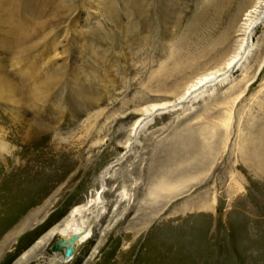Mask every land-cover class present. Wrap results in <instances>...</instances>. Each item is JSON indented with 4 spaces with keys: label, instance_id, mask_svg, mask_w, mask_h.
<instances>
[{
    "label": "rangeland",
    "instance_id": "rangeland-1",
    "mask_svg": "<svg viewBox=\"0 0 264 264\" xmlns=\"http://www.w3.org/2000/svg\"><path fill=\"white\" fill-rule=\"evenodd\" d=\"M7 1L12 23L23 18L32 34L41 36L52 25L48 39L51 43L58 36L56 65L78 59L83 70L96 72L98 91L104 86L109 93L93 106H79L72 93L59 100L51 90L33 108L27 98L31 84L12 71L13 53L0 50V77L8 76L22 96L16 106L0 100L5 148L0 156V264H51L57 236L34 244L96 192L100 199L83 216L92 236L62 264H264V169L239 148L246 140L255 143L258 135L264 138V27L256 29L252 52L234 69L229 84L194 104L197 114L183 115L185 108L179 106L152 112L132 136V123L143 116L137 107L173 99L172 92L156 90L150 75L207 0H176L178 18L169 26L162 19L164 0H140V7L131 0H100L103 14L97 16L84 14L80 0L69 6L66 0H38L35 16L21 15V0ZM5 25L8 30L11 24ZM241 36L233 33L230 52ZM46 42L28 53L24 64L32 63L37 71L43 61L52 66ZM193 74L186 68L166 82L179 85ZM248 77L239 98L221 104ZM226 111L232 117L226 140L206 164L180 156L184 146L175 140L190 129L223 130L216 124ZM181 170L188 181L174 192L150 193L161 175Z\"/></svg>",
    "mask_w": 264,
    "mask_h": 264
},
{
    "label": "bare ground",
    "instance_id": "bare-ground-1",
    "mask_svg": "<svg viewBox=\"0 0 264 264\" xmlns=\"http://www.w3.org/2000/svg\"><path fill=\"white\" fill-rule=\"evenodd\" d=\"M66 1L69 2L67 3L68 6L75 2V0ZM80 2L84 9V14L90 13L93 16L103 14L102 1L80 0ZM130 2L135 7H140L141 5L140 0H131ZM174 2L176 0H164L161 6L163 12L162 19L164 24L168 26L173 22L172 19L178 18L179 5L177 3L173 4ZM7 4V0H0V50L13 53L12 71L15 75L22 79L25 78L31 84V94L27 96L28 100L30 99L28 102L31 104V107L33 106L34 108L37 100L47 99L50 96L51 90L52 95H56L59 100L66 91L72 93L80 100L79 106L85 103L93 106L101 99L103 94L109 93L104 86H101L102 91H98L100 87L99 82L101 81L96 76V72L93 69L83 70L78 64L77 58V60L71 62L70 65L67 64L65 67H60L54 63L57 56L55 47L59 41L58 36L51 43L48 39L52 33V25L48 26L49 30L47 33L41 36H38L40 34L37 31H32V34L27 30L28 26L26 27L23 18L12 23L14 21V12L9 11ZM37 4L38 0H21V15L29 14L30 16H35L36 12L39 11ZM91 6L93 9L89 11ZM238 20L242 21L236 29ZM9 22L11 25L8 30H5L4 27L7 26L5 24ZM259 25L264 27V0H207L203 3L201 9L181 32L180 38L172 43V48L165 55L166 58L159 64L157 71L150 75V78H154V82L157 83L155 86L156 90H162L167 93L172 92L174 94L173 99L145 101V103H148H143L142 109L137 107L138 111H143V116L137 118L132 123L131 135L136 136L150 120L152 112H157L158 110L167 109L171 106H179V108H185L183 115L193 112L197 114V111H194V104L199 102L204 97V94L208 98L212 97L218 85L229 84L228 80L234 69L245 63L248 55L252 52L254 44L253 35ZM234 32H238V35L242 36L236 48L230 52L228 46ZM4 39H9L10 42ZM46 40L45 48L49 49H46L48 50L46 55L49 59L52 58V66L47 67V62L43 61L40 63V67L43 68L37 71L35 67V69L32 68V63L29 65L24 64V58H26L28 53L36 51L39 45ZM186 68H191V72H194V74L186 77L185 80L184 77L181 78L183 79L181 84L177 85L178 83L176 82H166L172 75L181 74V71ZM41 71H43L42 77L39 74ZM250 77L245 80L243 85H239L237 89H234L232 93L221 98V104L234 103L250 84ZM0 100H5L13 105L22 103V96H19V88L6 75L0 77ZM185 104L187 105L184 107ZM23 105H26V101ZM204 117H207V115H204ZM231 119L229 111L220 119L219 124H216L218 128L219 126L224 127L223 130L225 131L217 128L212 129L210 126L201 127L198 131H193L189 128V134L185 138L180 136L175 140V142L183 143L184 146V148H181L183 154L180 156H183L184 159L188 158L198 161V165L206 164L205 161L209 159L211 151H216V147L220 141L226 140L224 138L227 137L226 132L228 127H230ZM241 126L243 128V124ZM241 132L239 135H242ZM244 138H241V140L244 141ZM254 139L256 140L254 141L255 143L246 140V144H240L239 148L241 149L240 151H244L245 154L251 157L255 166L264 169V138L258 135V139L255 137ZM249 143L251 146H249ZM129 146V144L126 145V147ZM4 152V142L0 137V156ZM197 164L194 166L195 170ZM173 173L174 171H167L166 174L161 175L160 180L155 183L150 193L154 195H158L163 191L172 193L181 184L188 181L184 170L176 172V175ZM97 199H100L98 192H96L95 197L87 199L84 204L72 207L65 219L59 225L47 231L34 244V248L45 244L50 237L57 236L55 243H57V240H61L60 248L54 251L51 249L53 251V257L50 259L52 261L51 264H62L63 262L71 261L77 248L87 242L92 236L90 223H85L83 216L87 209L97 202ZM100 213L102 211H98V214ZM68 246L73 249L72 254L69 257H65V250ZM59 252H63L61 257L57 256ZM26 255L27 253H24L22 258H25Z\"/></svg>",
    "mask_w": 264,
    "mask_h": 264
},
{
    "label": "water",
    "instance_id": "water-1",
    "mask_svg": "<svg viewBox=\"0 0 264 264\" xmlns=\"http://www.w3.org/2000/svg\"><path fill=\"white\" fill-rule=\"evenodd\" d=\"M60 242L61 240H57V243H54L52 244V247L51 249L54 251V250H58L60 248ZM72 248L71 247H66V250H65V257H69L71 254H72Z\"/></svg>",
    "mask_w": 264,
    "mask_h": 264
}]
</instances>
